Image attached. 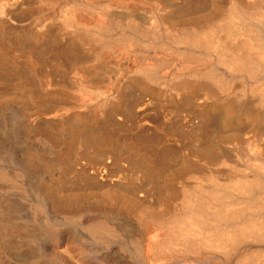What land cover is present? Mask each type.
<instances>
[{
  "label": "bare ground",
  "instance_id": "obj_1",
  "mask_svg": "<svg viewBox=\"0 0 264 264\" xmlns=\"http://www.w3.org/2000/svg\"><path fill=\"white\" fill-rule=\"evenodd\" d=\"M0 264H264V0H0Z\"/></svg>",
  "mask_w": 264,
  "mask_h": 264
}]
</instances>
